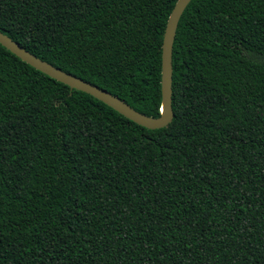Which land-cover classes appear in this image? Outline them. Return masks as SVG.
<instances>
[{
	"label": "trees",
	"instance_id": "obj_1",
	"mask_svg": "<svg viewBox=\"0 0 264 264\" xmlns=\"http://www.w3.org/2000/svg\"><path fill=\"white\" fill-rule=\"evenodd\" d=\"M174 2L0 0V32L155 116ZM176 27L160 127L0 44V264H264V0Z\"/></svg>",
	"mask_w": 264,
	"mask_h": 264
},
{
	"label": "water",
	"instance_id": "obj_2",
	"mask_svg": "<svg viewBox=\"0 0 264 264\" xmlns=\"http://www.w3.org/2000/svg\"><path fill=\"white\" fill-rule=\"evenodd\" d=\"M189 0H175L172 8L170 9L163 32L162 44L160 47V78L159 86L161 89V106L159 114L155 116L144 115L136 111L124 100L116 95L102 89L96 84L82 80L68 72L61 70L58 67L40 59L32 52L28 51L22 45H19L15 40L11 39L8 35L0 32V44L9 52L17 56L20 60H24L31 66L38 69L41 73L51 77L69 88L88 92L94 97L100 99L103 103L111 107L114 111L124 116L125 118L139 124L143 127H160L165 126L172 117L171 108V94L170 88L171 81V48L174 41L176 32V24L178 18L183 11L184 7Z\"/></svg>",
	"mask_w": 264,
	"mask_h": 264
}]
</instances>
